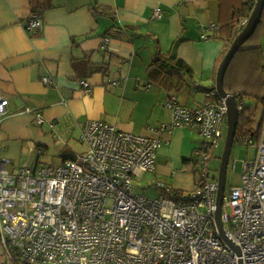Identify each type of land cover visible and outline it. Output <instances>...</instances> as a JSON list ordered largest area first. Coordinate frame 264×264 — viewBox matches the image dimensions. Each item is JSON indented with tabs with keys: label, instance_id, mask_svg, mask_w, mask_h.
<instances>
[{
	"label": "crops",
	"instance_id": "0c3cea01",
	"mask_svg": "<svg viewBox=\"0 0 264 264\" xmlns=\"http://www.w3.org/2000/svg\"><path fill=\"white\" fill-rule=\"evenodd\" d=\"M98 7L111 9L113 17L95 15ZM155 8L159 18L152 17ZM32 9L42 20L40 30L26 28ZM223 17L226 0H0V99L7 100L0 159L8 160L9 170L58 165L77 155L88 121L155 137L170 122L165 107L170 97L195 108L215 87L230 46L228 32L220 30ZM262 19L253 43L264 64V12ZM158 54L166 61L152 63ZM177 60L190 74L172 67L170 61ZM81 80L89 84V94ZM187 134L184 128L161 134L155 172L143 179L158 178L182 193L196 188L198 176L184 164L195 145ZM0 264H12L1 246Z\"/></svg>",
	"mask_w": 264,
	"mask_h": 264
},
{
	"label": "built area",
	"instance_id": "2783aa9c",
	"mask_svg": "<svg viewBox=\"0 0 264 264\" xmlns=\"http://www.w3.org/2000/svg\"><path fill=\"white\" fill-rule=\"evenodd\" d=\"M160 16L155 8L152 17ZM42 25L36 13L29 14L28 30ZM80 85L85 94L91 92L85 80ZM204 95L195 108L170 97L165 102L170 122L155 137L88 121L80 131L85 152L58 165L9 170L8 160L0 159V246L6 259L12 264H264V119L258 139L234 138L233 143L254 146L256 155L243 162L239 184L222 198L227 243L215 222L218 183L209 169L224 137L227 106L215 88ZM6 105L0 99V118ZM42 121L38 116V124ZM175 128L204 139L195 149L196 188L175 194L158 181L156 198L136 194L135 181L155 172L161 134Z\"/></svg>",
	"mask_w": 264,
	"mask_h": 264
},
{
	"label": "trees",
	"instance_id": "16d2710c",
	"mask_svg": "<svg viewBox=\"0 0 264 264\" xmlns=\"http://www.w3.org/2000/svg\"><path fill=\"white\" fill-rule=\"evenodd\" d=\"M256 0H231L227 1V17L222 18L224 21L220 24V30L228 32L227 42L230 45L235 38V35L241 31L238 28L240 20L248 19ZM264 12V10H263ZM31 13H36V9H32ZM95 15H103L113 17V11L109 8H95ZM263 16V13H262ZM260 19L254 33L251 37L236 51L232 58L223 80L224 90L235 96L237 103L242 105L239 110L238 123L236 127L235 138H252L258 139L261 132V125L264 119V113L259 121L257 130H253L254 107L245 105L243 100L245 97L252 98L257 101L256 104H261L264 107V96L258 95L256 92H261L264 88V64L262 63V55L260 46L253 43L259 35V30L263 26V19ZM237 28V31H236ZM228 50V49H227ZM225 51V53L227 52ZM225 54L222 55V59ZM166 59V58H165ZM162 56L155 55L152 63H163ZM171 65L176 70L185 74H190L189 67L182 61L177 60L171 62ZM215 87L211 88L213 90ZM175 194H181L178 190Z\"/></svg>",
	"mask_w": 264,
	"mask_h": 264
},
{
	"label": "rangeland",
	"instance_id": "374dc122",
	"mask_svg": "<svg viewBox=\"0 0 264 264\" xmlns=\"http://www.w3.org/2000/svg\"><path fill=\"white\" fill-rule=\"evenodd\" d=\"M256 93L258 95L264 96V88L261 92H256ZM243 102L245 105L250 104L252 105V107H254V119H253L252 128L253 130H257L259 126V121L262 118L263 113H264V107L261 104L257 105L256 104L257 101L254 99V97L252 98L245 97ZM186 130L189 132V134H187L189 137L188 141L191 143L193 141L195 145L193 149L191 148V153L188 156H186L188 161L184 162V164L188 163L187 165H189L190 169L192 168V170L194 171L196 180H197V168L194 164V160L196 158L195 149L200 148L201 144L204 142V139L199 134L189 129H186ZM223 134L225 137L226 127L224 128ZM224 137L218 141L217 146L213 150V154L211 156L212 158L209 161V169L211 170V175H213L214 177H217V172L219 169L221 155L223 153V148H224V143H225ZM184 146H187L185 142H184ZM85 149H86L85 144L79 143L78 147L74 150V152L77 155H79L85 152ZM255 155H256V148L254 146H245L243 144L233 143L230 156H229L228 165H227V171H226L225 193H227L228 189L231 186L239 184L243 162L246 160H253L255 158ZM54 160L55 161L59 160L56 155L54 157ZM232 166L234 167L232 168ZM158 181L164 184L168 183L166 181L159 180L158 178L151 179L149 177L144 178L141 182L135 181V183L133 184L135 193L142 195L144 197H147V198H152V199L156 198L157 196H159V190L155 187V184ZM167 185L172 187L170 184H167ZM172 189L174 191H177L174 188ZM106 205L108 207L111 206V201H108Z\"/></svg>",
	"mask_w": 264,
	"mask_h": 264
},
{
	"label": "water",
	"instance_id": "95a60500",
	"mask_svg": "<svg viewBox=\"0 0 264 264\" xmlns=\"http://www.w3.org/2000/svg\"><path fill=\"white\" fill-rule=\"evenodd\" d=\"M264 10V0H256L254 7L250 16L248 17L246 25L241 29V31L235 36L232 43L230 44L227 52L225 53L222 61L216 72L215 77V90L217 94L225 100L227 106V125L226 134L224 137V148L221 155L220 165L217 172V209L215 212V222L218 230L224 240L229 243V241L224 236V230L221 223V204L222 198L225 192V182H226V171L229 161L230 152L235 138L236 127L238 123V109L235 96L224 90L223 80L226 70L234 57L236 51L251 37L254 33L258 23L260 22L262 13Z\"/></svg>",
	"mask_w": 264,
	"mask_h": 264
}]
</instances>
